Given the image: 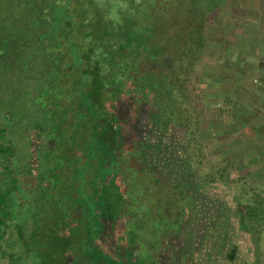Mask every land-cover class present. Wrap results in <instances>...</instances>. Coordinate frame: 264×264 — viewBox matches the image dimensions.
Instances as JSON below:
<instances>
[{
  "label": "rangeland",
  "instance_id": "1",
  "mask_svg": "<svg viewBox=\"0 0 264 264\" xmlns=\"http://www.w3.org/2000/svg\"><path fill=\"white\" fill-rule=\"evenodd\" d=\"M219 1L223 3L224 0ZM241 1H227L231 6L228 11L233 12L238 19L243 14ZM248 1L252 2V6L249 7L250 10L245 11L255 15L259 12L264 13L262 8L264 0ZM226 12L225 8L210 9L204 15L202 10L198 20L202 23L201 34L205 39L201 40L200 47L192 52L190 60L187 59L188 67L180 68L174 63L178 74L176 83L181 88L180 99L186 102L183 106L187 109L185 113L189 115L194 113L200 120L198 138L200 146L199 152L197 151L199 154L197 153L192 159L196 161L197 165L194 167L198 170L194 177L195 182L200 193L216 203L218 212L214 223L216 227L227 228L228 238L225 246L227 255L222 256V254L219 259H228L229 245L251 242L258 247L254 252L257 255L261 254L262 258L259 262L262 264L264 263V160H262L264 154L251 153L256 147H264V135H262L264 134V90H261V87H264V74L258 73V69L264 67V60H260L259 64V59H250L248 66L238 63V58L242 56L236 52L234 45L236 39L241 37L237 38L235 34L241 30L237 31L231 25L225 26ZM227 15L229 17V14ZM128 18L130 15H125L123 20ZM259 21L252 29L258 34L262 31L259 34L261 37L264 26L263 22ZM235 26L240 29L241 25L238 22ZM216 27L219 28L218 34ZM101 29L105 30L104 27ZM141 29L142 27L138 26L137 33L143 30ZM137 33L136 39L137 36H141ZM216 35L220 37L216 38ZM225 42H231L232 48L227 49ZM166 49L170 51L169 48ZM168 51L165 52L167 57ZM152 54H157L155 49ZM217 56L220 60H217ZM143 57L145 56L142 55ZM68 62L74 64L70 58ZM52 66H57L56 61L52 62ZM180 70L185 71L186 74L179 72ZM70 76L71 72L69 76L65 75L61 82L56 80L54 85H51L52 88L42 86L35 89L36 92L29 98L26 95L27 91L23 90V86L20 87L17 81L13 83L15 84L13 88L17 89L14 92L10 90L13 84L10 85L4 77L0 78V82H3L1 85L4 86V94H1L3 101L0 103V144L6 147L3 148L2 153L6 162L1 161L0 164V171L5 177L0 185V264H60L67 244L70 249L76 248L84 253L91 252L89 248L87 249L85 240L79 243L75 241L76 244L72 245L58 236L61 230L68 231L71 222L66 220L70 219L68 213L70 209L79 206L83 214L81 222L86 218L91 224L98 215L97 211L104 207L103 200L93 202V199L88 198L83 191V179L88 173L94 175L98 168L102 167V161L91 151L87 152L88 141L82 143L76 134L77 123L85 118L80 120L78 109L82 99L80 95L72 93L78 83L73 85ZM116 86L117 83L113 81V87ZM156 86L158 88V85L152 84L149 88L156 89ZM47 90L52 91L51 98L46 97ZM110 96L107 95L106 100H109ZM161 107L164 109L163 106ZM48 114L52 117V130L45 132L44 128L50 126ZM181 114V119L185 118L184 113ZM67 120L69 121L66 122ZM36 126L43 128L40 135L44 139H50L48 144L51 146L47 150L38 147L39 145L27 148V141L31 142V134ZM101 135L102 133H99L97 136L102 137ZM12 136H19L22 146L16 145L18 151L11 143ZM247 146L249 147L245 148ZM241 147L245 150L242 151ZM247 150L251 153H247ZM190 151L191 149H188L187 154L192 158ZM69 152L75 153L77 157L68 156ZM29 157L35 161L36 185L27 189L20 179L17 158L24 160ZM255 160L260 164L256 162L253 164ZM88 161L96 162L101 167L87 163ZM114 171L113 165L106 169L102 168L100 177L103 178ZM132 178L131 174L130 179L127 177L124 181L121 180L117 186L118 201L128 198L133 201V208L126 211L135 215L134 223L128 225L129 244L132 234L138 237V242L135 244L136 262L127 263L155 264V257L158 254L163 256L167 254L166 257L169 255V248L173 242L171 230L176 228L174 223L177 225L180 221V223L185 221L186 213L182 212L185 200L176 199L173 203L174 208L169 209L170 206L166 207L167 198L163 195L167 191L164 186L153 190L152 184L149 185L151 181L148 177L146 179L149 181L142 179L137 183H134L135 179ZM75 182H79L78 187L73 185ZM114 182L115 180H112L110 186L114 187ZM127 183L130 185L126 186ZM125 187L127 192H124ZM71 191L76 193L75 199L70 195ZM113 201L114 198L109 203ZM113 204L114 210L117 201ZM244 206L255 207L257 219L250 217L251 212L242 210L241 207ZM167 208L171 215L177 213V220L174 221L175 218L166 214L164 209ZM4 226H9L10 230H4ZM216 232L219 236L220 232L218 230ZM166 238L169 241L161 244V240ZM225 249L222 253L226 252ZM173 257L175 256L170 253L171 264L176 262ZM209 261L211 260L204 259V255H200L199 258L195 254L189 260L191 264H208ZM162 262L164 264L165 261Z\"/></svg>",
  "mask_w": 264,
  "mask_h": 264
},
{
  "label": "flooded vegetation",
  "instance_id": "2",
  "mask_svg": "<svg viewBox=\"0 0 264 264\" xmlns=\"http://www.w3.org/2000/svg\"><path fill=\"white\" fill-rule=\"evenodd\" d=\"M182 64L180 68H185L186 65ZM175 68L173 61L165 55L145 54V57L135 62V66L129 71L128 78L123 82L117 83L116 87H105L99 98L90 100L91 104L79 103L80 120L85 119L77 123L76 134L82 143L88 141L87 152L91 151L102 161V167L96 162H87L101 168L97 167L98 170L94 175L92 173L86 175L83 179V191L88 198L93 199V202L103 200L104 207L97 211L98 215L91 224L86 218L84 222H81L83 214L79 206L68 211L70 219L66 221L71 224L68 231L63 229L58 232V236L72 245L85 240L87 249L89 248L91 252L84 253L76 248L70 249L69 244L64 245V258L60 264L136 262L135 244L138 242V237L132 234L131 244L129 239L127 240L130 232L128 225L134 223L135 215L126 211L133 208V201L130 198L122 201L117 199L119 182L127 177L130 179L131 174L132 179H135L134 183L142 179L147 180L146 177H148L151 181L149 185L152 184L153 190L164 186L167 191L163 195L167 198L166 207L170 206L169 209L174 208L173 203L176 199L185 200L182 210L186 213L185 221L183 223L180 221L177 225L173 222L176 228L171 230L173 242L169 248V255L171 253L175 256L173 257V260H176L175 264H191L189 260L194 254L199 258L200 255H204V259L211 260L212 250L210 249L227 245V228L221 226L217 228L214 224L218 215L216 203L205 198L195 182L194 177L198 170L194 167L197 165L196 161L192 159L199 152L200 120L194 113L192 115L185 113L187 109L183 106L186 102L179 97L182 92L176 83L178 74ZM169 70H171L170 74ZM179 72L186 74L183 70ZM166 78L173 81L175 92H167L166 87L170 86L172 81L168 82ZM1 84L3 82H0V103L3 101L1 94H4V86ZM152 84L158 85V88L156 86V89H150ZM35 92L28 90V98ZM107 95H111L109 100H106ZM181 113H184L185 118L181 119ZM51 119V114H48L50 126L44 128L45 132L52 130ZM36 127L32 131L31 142L27 141V148L39 145L38 147H44L47 150L51 146L48 144L50 139L47 137L44 139L40 135L43 128ZM99 133H102V137L97 136ZM96 136L97 139H95ZM11 143L18 151L16 145H21L19 136H12ZM3 148L6 147L0 144V164L1 161L6 162L2 154ZM188 149H191L189 153L193 156L192 158L187 154ZM87 152L81 151V153ZM68 154V156L75 155L71 152ZM31 158L24 160L17 158L20 179L27 189L36 185L35 161ZM111 165L114 166L115 171L101 178L102 168L106 169ZM2 173L0 171V185L5 180ZM112 180H115L114 187L110 186ZM78 184L79 182L73 183L76 187ZM128 184L130 185L127 183L126 186ZM125 191L127 192V187L124 188ZM70 195L74 199L77 197L73 191ZM113 198L114 203L117 201L114 210L113 202L109 203ZM164 211L168 216L172 214L168 212V208ZM174 214L171 217L175 218V221L178 216L177 213ZM4 230H10V227L4 226ZM216 230L220 232L219 236ZM168 241V238L162 239L161 244ZM166 255L158 254L155 257V264H163L162 261H165L164 264H171L169 255L167 257Z\"/></svg>",
  "mask_w": 264,
  "mask_h": 264
},
{
  "label": "trees",
  "instance_id": "3",
  "mask_svg": "<svg viewBox=\"0 0 264 264\" xmlns=\"http://www.w3.org/2000/svg\"><path fill=\"white\" fill-rule=\"evenodd\" d=\"M209 2L128 0L130 18L113 28L94 0H0V77L34 92L61 82L71 72L70 82L78 83L72 93L81 96V103H90L113 81L127 79L142 55H165L169 48L173 64L188 67L187 59L205 39L198 18L202 10L204 15L209 10ZM138 26L143 29L139 33ZM136 33L141 34L137 39ZM154 49L157 54H152ZM14 86L10 90L15 92ZM166 90L176 91L173 81ZM51 92L47 90L46 97L51 98ZM254 208L241 207L257 219Z\"/></svg>",
  "mask_w": 264,
  "mask_h": 264
},
{
  "label": "crops",
  "instance_id": "4",
  "mask_svg": "<svg viewBox=\"0 0 264 264\" xmlns=\"http://www.w3.org/2000/svg\"><path fill=\"white\" fill-rule=\"evenodd\" d=\"M224 1L222 3L219 0H217V1L213 0V2L212 1L209 2L208 9L209 10L210 9H214V10L219 9L220 10L222 8L227 9V12L225 13V15H226L225 18L227 19L225 26L227 27V26L231 25L232 28H234L235 30H237V31L241 30L239 33L235 34V36L237 38H239L241 36L240 39H236V42L234 45V48H236V52L240 53L242 56V57L238 58V63L241 62V63H243V66H245V65L248 66V65H250L249 64L250 59H259L258 63L260 64V60H264V38H263L264 30H263V34L260 37L259 34H261L262 31H260V33L258 34L256 31L254 32L252 28L254 27V25L258 24L257 22L259 20H260L259 21L260 23L263 22V26H264V13L259 12L255 15V13H252L250 11H245V10H248L250 6H252L251 5L252 2H249L248 0H244V1L242 0L240 6H241V10H242L243 14H242V16H240V19H238V17L236 15H233V12L228 11V9L231 8L230 4L227 3L228 0L227 1L224 0ZM261 6H262V4H261ZM262 8H264V6ZM227 14H229V17ZM258 18H259V20H258ZM238 22L241 25L240 29H238L235 26L238 24ZM217 26L219 27V25H217ZM216 31H217L216 33L218 34L219 28L216 27ZM232 32H234V31H232ZM215 37L218 38V37H220V35H216ZM231 42L230 43L225 42L226 43L225 47L227 49L232 48ZM228 44H231V45L228 46ZM232 52L234 53L235 50ZM230 55L232 56V54H230ZM233 56H235V55H233ZM217 60H220V58L218 56H217ZM235 63H237V62H235ZM258 73L264 74V67L258 69ZM242 81H243V79H242ZM244 82L245 81H243V83ZM261 90H264L263 86L261 87ZM262 135H264V134H262ZM248 147L249 146H247L245 148H248ZM245 148L241 147L242 151L245 150ZM247 151H248L247 153H251L250 150H247ZM254 153L255 154H260V153L264 154V147L259 146V147L254 148V151L251 154H254ZM262 160H264V158ZM255 162L257 164H260L259 161H256V160L253 162V164H256ZM263 163H264V161H263ZM263 170H264V168H263ZM229 247H230L229 254H228L229 257H228V259L223 258L224 260H220L222 258L219 259V256H221L222 254H223L222 256H224L225 254L227 255V250L225 249V247L215 246L214 248L210 249V250H212V254H211V261H209L208 264H260L259 260H260V258H262V256H261V254L257 255V253L254 252V250H258V247H256V245H254L253 243L247 242V243H242V244H231V245H229ZM224 249L226 252L222 253L224 251ZM262 264H264V263H262Z\"/></svg>",
  "mask_w": 264,
  "mask_h": 264
},
{
  "label": "clouds",
  "instance_id": "5",
  "mask_svg": "<svg viewBox=\"0 0 264 264\" xmlns=\"http://www.w3.org/2000/svg\"><path fill=\"white\" fill-rule=\"evenodd\" d=\"M95 6L103 12V19L113 28L119 27L125 15L131 14L128 0H95Z\"/></svg>",
  "mask_w": 264,
  "mask_h": 264
}]
</instances>
